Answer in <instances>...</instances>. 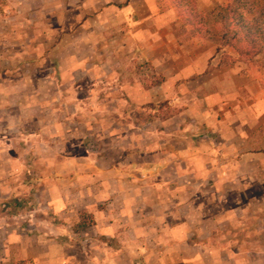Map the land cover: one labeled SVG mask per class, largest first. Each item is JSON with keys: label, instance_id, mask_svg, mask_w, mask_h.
<instances>
[{"label": "crops", "instance_id": "1", "mask_svg": "<svg viewBox=\"0 0 264 264\" xmlns=\"http://www.w3.org/2000/svg\"><path fill=\"white\" fill-rule=\"evenodd\" d=\"M126 1L0 0V264H264V66ZM113 10L135 18L134 55L79 57Z\"/></svg>", "mask_w": 264, "mask_h": 264}, {"label": "rangeland", "instance_id": "2", "mask_svg": "<svg viewBox=\"0 0 264 264\" xmlns=\"http://www.w3.org/2000/svg\"><path fill=\"white\" fill-rule=\"evenodd\" d=\"M73 1H79L80 5L90 4V5H95L96 7H101V5L105 3L106 4L110 3L109 5L115 4L118 7H121L123 5V3H121V0H73ZM231 1L232 0H197V6H198V9L202 12H210L217 7L227 6ZM258 1L260 3H264V0H258ZM156 5L159 8L160 13L170 12L169 16H167L168 18H164L163 23L168 22L170 24L171 31H172V28L174 29L175 37L179 38L181 41H185L189 37L190 28L183 23V21L181 20V17L178 14V11L173 6L172 2L170 0H156ZM171 10H174V11L171 12ZM145 16H147L146 12L144 13V17ZM103 18L105 19H102V22L108 21L110 25L104 27L102 23H99L98 21L96 22L95 31L92 35L89 36L90 38L86 36L85 37L86 40L83 41V44L80 43L79 46L74 47L79 50L78 51L79 57L80 56L86 57L87 55H90V56L93 55L94 49L96 50L97 59H101L100 56H102V59H105L107 57L108 58L112 57L113 59H117L116 56H120V55H124L127 58L132 57L134 54L131 51V46L129 45L126 48L121 46L120 39L123 35H125V33H129V36H131L135 32V28H136L135 24H132L135 22V18L133 19V16L126 17L124 15H121L118 10H113V12L104 15ZM248 18H251V17L248 16ZM126 25H127V29H125ZM156 31H159V30H156L154 22H149L144 25V35H145L144 36V43H145L144 53H145V56H149L147 49H150L149 48L150 45L147 46V44L151 43L149 42V40H151L150 39L151 35L153 32H156ZM162 32L164 31H159L160 37L163 36ZM88 39L90 40V42H93L95 44V47L91 45L90 46L86 45L87 44L86 41H88ZM209 41L213 42L218 47L219 44H217V42L213 40H209ZM217 53L223 56L222 58L224 62L229 65L235 64L236 61H239L240 63H246V64L251 63L248 60L241 58L232 48H229V47H224L222 48V51L217 52ZM232 55H234L235 58ZM101 64L104 65V63H101ZM252 64H253V67L263 66L264 65V55H260L259 57L255 58ZM114 65H116L117 67L119 66L116 63ZM127 65H129V63ZM140 67L143 68L142 72H143V75L145 76V82H146L145 84L150 85V84H155L156 82L160 81L159 78H157V76L155 75L154 73L155 70L151 66L150 63L145 62ZM128 68H130V66H128ZM164 106H165L164 104H160L158 106V109L161 110L162 114L169 113V111L167 110L164 111L162 109ZM144 116L145 118L148 116L147 112H145ZM26 208H30L34 212L35 215H42V213L40 212V206L35 197L31 198V201L30 203H28V205H26ZM47 216L50 217V215H47ZM81 223H79L77 226H73V229L75 231L81 230L79 227ZM55 224H58V223L56 222ZM244 225L246 228V223H244L243 226ZM245 231H240V235H244V236L230 235L229 238L226 239L228 240V242L225 241V239L223 241L227 242V244H231L232 242L235 243L237 242V240H239L242 245H247V243L248 244L253 243L254 241L257 243L260 242V244L264 243V237H257L256 239H254V241H252L253 238H249L247 236V231L246 232ZM256 256L260 257V259L261 257H263V255H258V254ZM247 262H248L247 255L241 254L240 264H243V263L248 264ZM6 264H21V263L7 262Z\"/></svg>", "mask_w": 264, "mask_h": 264}, {"label": "trees", "instance_id": "3", "mask_svg": "<svg viewBox=\"0 0 264 264\" xmlns=\"http://www.w3.org/2000/svg\"><path fill=\"white\" fill-rule=\"evenodd\" d=\"M130 1L127 0L125 5ZM170 1L183 23L190 28L189 37L185 41L194 37L213 40L219 44L217 52L229 47L251 63L264 55V3L258 0H232L225 7L202 12L198 9L197 0ZM14 204V208H20L18 199ZM80 216V229L92 225L91 215L83 212Z\"/></svg>", "mask_w": 264, "mask_h": 264}]
</instances>
